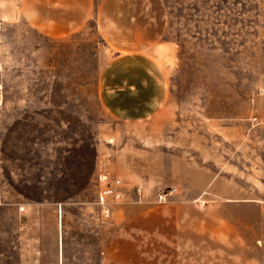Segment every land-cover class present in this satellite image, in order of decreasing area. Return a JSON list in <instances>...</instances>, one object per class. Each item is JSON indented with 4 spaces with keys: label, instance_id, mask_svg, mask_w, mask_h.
Returning <instances> with one entry per match:
<instances>
[{
    "label": "rangeland",
    "instance_id": "rangeland-1",
    "mask_svg": "<svg viewBox=\"0 0 264 264\" xmlns=\"http://www.w3.org/2000/svg\"><path fill=\"white\" fill-rule=\"evenodd\" d=\"M91 18L64 38L23 17L2 32L0 234L23 233V206L29 264L35 246L44 264L58 254V264H100L130 220H164L183 204V220L206 227L183 240L181 264H264V0H92ZM120 55L128 77L154 73L142 59L155 61L166 86L125 118L102 96L120 87ZM103 166L124 181L108 219ZM151 247L140 264L173 258L149 257Z\"/></svg>",
    "mask_w": 264,
    "mask_h": 264
},
{
    "label": "crops",
    "instance_id": "crops-1",
    "mask_svg": "<svg viewBox=\"0 0 264 264\" xmlns=\"http://www.w3.org/2000/svg\"><path fill=\"white\" fill-rule=\"evenodd\" d=\"M91 16L92 0H0V45L2 40L5 41L4 33L2 35L5 27L12 25L20 17H23L28 25L44 36L64 38L80 31L92 19ZM117 61H121V66L118 67L119 71L115 82H119L117 84L120 87H116L118 89L115 90H104L102 95L105 102L109 104V112L125 118L132 112L133 114L145 112L151 107L150 103L152 105L158 97H164L165 80L161 68L157 66L155 61L151 62L144 57L142 59L144 64L147 62V68H150L148 65H152L151 68L155 72L151 73L148 69L142 71L137 68L139 70L134 72L131 77L126 74L133 67L125 65V63L132 60H129L127 56L120 55ZM108 73L107 80L109 81L113 78L115 70L109 69ZM23 210L18 212L19 229L23 233H20L18 238H14L10 232V234L8 232L0 234V242L6 245L3 244L4 248L0 251V257L12 258L17 248L19 251L18 264H29L28 239H26L27 235L25 234L29 228L28 217L26 216L28 210L26 212ZM165 211H168V215L164 220H130L110 239L102 252L100 264H119V262L140 264L137 257L140 258L141 255H145L146 249L142 248L145 241L152 244V250H148L149 257H155L160 251L158 257L160 255L173 257L168 262L165 258L160 264H181L183 240H189V235L191 240H194L193 236L196 240H201L206 226L203 220H183V204L171 205ZM207 235L212 237L210 234ZM35 248L37 258L31 264H44L39 257L40 247L35 246ZM141 248L142 250H140ZM58 258L59 254L56 255V262L52 264H58ZM128 258H131V262ZM134 258L137 263L133 262Z\"/></svg>",
    "mask_w": 264,
    "mask_h": 264
},
{
    "label": "built area",
    "instance_id": "built-area-1",
    "mask_svg": "<svg viewBox=\"0 0 264 264\" xmlns=\"http://www.w3.org/2000/svg\"><path fill=\"white\" fill-rule=\"evenodd\" d=\"M98 182V198L97 203L102 209L103 218L108 219L111 215L112 207L121 203L125 198V192L121 188L124 181L117 175L112 174L105 166L101 167L97 176ZM139 191V189H138ZM176 189L170 190L168 193L159 195L160 201L166 202L167 198L173 195ZM24 208L21 207V210Z\"/></svg>",
    "mask_w": 264,
    "mask_h": 264
}]
</instances>
